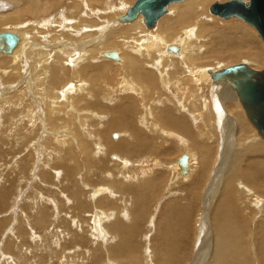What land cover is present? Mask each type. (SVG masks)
<instances>
[{
	"label": "bare ground",
	"instance_id": "6f19581e",
	"mask_svg": "<svg viewBox=\"0 0 264 264\" xmlns=\"http://www.w3.org/2000/svg\"><path fill=\"white\" fill-rule=\"evenodd\" d=\"M66 1H68V0H0V10H3V13L1 12V14H0V28L2 26H5V27L7 26L8 28L12 27L13 29L20 28L18 26H15V23L17 24V22L20 21V19L22 20L25 18H32L35 20L34 23H31L30 25H28L27 29L25 31H23V34L25 32H28L30 35L24 36L23 34H19L21 32V31H19L20 29L19 30L17 29L18 30L17 32H19V33H17L15 31H12L11 30L12 28L10 30H7L8 32L0 33V52H2L3 56H4V57H0V69H1V72H3V74H5L6 76H10V75L18 76L20 74L19 70L22 69V67L24 66V69L27 68V70L29 71V74L27 71L26 72L27 74H25V76L32 79V81L34 83V87H36L37 85H40V84L42 85L44 83L48 84V86L51 87L52 85L55 84V81L57 80V78L59 77V75L61 73V72H56V69H58L59 67L71 68V70H70L71 72L69 74H70V78L74 82V85L75 84L77 85V87L75 86L76 90H73L74 88L72 86H70V87H68V89H66L68 94H66L65 92L62 93V97H60V95L58 93H53L52 94L53 100H50L48 98V96H49L48 92L49 91L44 92L45 94H47V96H45L44 98H42L41 93L37 97H33V98L29 95L31 98L27 99V102L25 103L24 106H23V104L22 105L20 104L19 106L14 107V109H16V110L21 109V114H19V115L24 116V117L18 116L17 119L12 121V125H11L12 128H10V129H12V131L10 132V134L8 136V139H9L8 141L11 144L12 138L10 135L19 134L18 129L21 130V125L24 123H30L29 125H31V127L35 130H37V128H40L42 130V134L45 133V131L49 133V132H52L53 130L61 128V130H60L61 134L59 133L60 136L56 135L58 132L55 134L56 136L50 135L49 138L45 137L46 135L45 136L43 135L45 138L40 136V140L42 142L46 141V142H51L49 144H56V147L54 145H51V147L54 146L53 148L56 149V151H53V153L48 152L49 151V148H48L49 144L47 145V143H45L46 146L43 143L42 148L40 147V150H43L42 153L44 152V156L41 158L42 159L41 166L43 167V166H48L51 163L53 164V162H55V157H58V162H60L63 166L66 167L64 172H63V177H65L66 179L67 178L70 179V178H72V176L76 177V175L78 174L77 171L80 170V164L78 162L79 160H76L74 158V156H76L77 158H79V156H80L79 153L78 154L76 153V151H77L76 146L78 147V149L80 151H88L89 137H88L87 133H93L94 134V136L92 138L90 158H89V161L85 162V165H84L86 168H89V177H91L90 173H92V179L97 175V176H101L104 180V175H105L106 171L110 170L113 174L116 173V176L120 175L119 177H122L123 180H126L127 176L124 177L123 174H121L118 170V168L121 164L119 165L115 156H113L115 159H112L114 162L110 163L108 161L109 156L116 155L117 157L128 158L134 162L137 158L148 157V156L152 155V153H154V155H155V152L158 151L157 146H155L151 137H154V140H158L157 138H159L160 142H161V140L166 139V137H163V135L171 136V134H173V133L174 134L179 133L183 136H186L187 138L189 137V138L194 139V137L192 136L194 134V132H193L189 122L187 121V119L181 115V111H183V112L188 111L189 113H191V117L193 118L192 120L194 123H197V124H200V122H204L205 124L210 123L211 124L210 127L212 128L213 127L212 122L214 119V118H212V114L214 112L213 113L211 112V108H212V107H210L211 105L210 106L208 105L207 110H205L204 109L205 108V100L203 99V96L199 95V96L194 97L195 96L194 92H196V89L200 88L201 82H202L201 85H203V81L205 82V79H206V75H204V73H207V70L205 68H203V69H199V68L203 67L202 65H206L208 63V60L213 58V57H216L217 59H219V61L221 59V60L228 62V63H232V62L234 63L236 61L238 62V60L242 56V54L240 53L242 51H240L237 54L233 53V52H232V54H229L228 52L222 51L225 47L221 49V47L219 46L222 44V40L225 37L227 38L226 35H228L230 37H232V36L233 37H235V36L240 37L239 39L242 40V42H243L242 44H244V46L246 45V48H247V49H242L240 47L243 51L244 50L250 51V48H249L250 45H254V46H256L257 44L261 45V43H260L261 41L259 42V39H258L259 35L255 33L256 37L258 35L257 39L255 36H252L250 33V30L247 28L248 25L246 27L245 24L241 25V23H238V22H232V23L225 22V24L220 26L221 28L220 27L218 28L216 26H212L211 23L208 22V20H210V18H209L210 14L208 13L207 9H208L209 5L215 0H184L181 2L171 3L165 8L164 15L162 17H160L153 24V25H155V33H154L155 35L153 34L151 36L149 35L146 37V39H148V42L144 41V47H141L137 51V54H139L138 57H136L133 54H130L128 51V56L126 55V57L123 53L118 52L119 53V57L117 54L118 59H109V58L104 59L105 57H103V54H102V52L104 50H101L100 52H98L99 50H97L98 49L97 46L99 44H97V45L95 44L96 46L87 49V47L90 44L89 45L86 44V43H88V41L86 39L89 35H91V33L89 31L90 29H88V27L93 26L97 22L100 23L101 18L103 16L107 17L106 19L109 22V19H111V17H113V16L115 17L116 15H118L119 13L122 12V11H120V8H122L123 6L120 5L118 8L112 9L113 12L112 13L108 12L109 14H107L105 16V13L107 12V11L105 12V10L108 7L107 2H104L105 0H70V1H68V3H66ZM219 1L224 3V2H227L229 0H219ZM3 2H7V4H9V5L6 6L5 4H3ZM131 2H132L131 0H117V3H125L127 5H130ZM134 3H133V5H134ZM89 5H91V7H89ZM131 8L130 7L128 8V10L126 11V13L124 14L123 17L129 15ZM166 10L168 11L167 14H166ZM209 10H210V7H209ZM215 17H216V15H215ZM215 17L214 16L211 17L212 20ZM128 22L117 23L115 25L117 28L114 27V29L112 31H110L105 36L104 41L102 39L105 48L106 47L107 48L108 47H114L118 42H121L120 39L123 41V39L127 38V37H133L135 40V45L139 44L140 39H142V38L139 39V37H137V36H140V34H142L147 29L143 25V24H146L144 17L142 16V14H140L134 20L128 19ZM101 24H102V22H101ZM103 24H104V22H103ZM121 24H127V25H121ZM34 25L35 26L37 25L38 29H36L37 28L36 27L35 28L36 30L31 32L30 28L33 27ZM117 25L121 26V27L124 26V27L121 28V27H118ZM94 26H96V25H94ZM125 26H127V27H125ZM92 28H95V27H92ZM69 29L71 31L72 30H80V33L77 31L78 35L80 34V36L77 38V42H76L77 44L72 45L73 42L71 44L70 41H69L70 44L68 42H65V41H64L65 43L60 42L61 40H63V39H61L63 37L69 36V39H70V36L73 33V31L69 32L70 31ZM96 30H99V29L96 28ZM102 30L103 29H101L100 31H102ZM45 31H48V32L46 33ZM40 32H43V33H40ZM104 32H107V31L104 30ZM5 33H9V34L13 35L15 38V41H16L15 46L9 52H5L3 50V44H4L3 34H5ZM102 35H104V33ZM33 37H38L39 42L37 43ZM201 37L209 38L210 44L212 46L215 43L218 46L217 47L214 46L213 48L208 49V45H203V48H200V46H202V43L199 42ZM27 38H28V45L26 44ZM137 38H138V40H137ZM88 39H89V37H88ZM118 39H119V41H118ZM143 39H144V37H143ZM236 39H238V38H236ZM84 40H86L87 42ZM98 40H99V38H98ZM173 41H175V43H171ZM177 42H180V44H177ZM131 43H130V45H131ZM120 44H122V43H120ZM124 44H125V42H124ZM131 47H128V48L126 47V48L129 49ZM121 48H122V46H121ZM137 48L138 47L136 45V49ZM173 48L175 50H172ZM21 49H23L24 51H22ZM121 50H123L125 53H127L125 51L126 49H121ZM131 50H132V48H131ZM231 50L233 51V49H231ZM234 50H236V49L234 48ZM123 51H121V52H123ZM244 52H246V51H244ZM171 53L175 54V55H172ZM247 53H249V52L247 51ZM247 53L245 55H247ZM157 55H158V57H157ZM252 55L254 57L255 54H252ZM0 56H1V53H0ZM99 56L103 57L104 60H102V59L98 60ZM248 57H251V55H248ZM256 57L258 58L257 55H256ZM123 58L126 60V63H127V68H125L127 73H125V74L129 73L130 77L132 76V78H130V80L132 82L131 85H133V87H130V88L129 87H123V89L119 90V91H117V89H116L117 92L113 91V93L110 94L109 92H111L112 90H110L109 88H108V90H106V86H105L106 84H104L106 82L105 80L109 76H107L106 79L104 78L105 79V80H103V81H105L104 83L102 81V79H103L102 77H104L103 74H105V72H107L106 69H108V68L105 69V67H107V65H109L107 62L111 63V60L119 62V64L122 65L123 60H124ZM198 58L201 59V64L197 63ZM144 61H147L150 64H147V63L145 64ZM255 61H256V59H255ZM257 61L259 62V60H257ZM209 62L211 64V60H209ZM126 63L124 61L123 65H125ZM150 65H153L155 67V69L158 71V73L161 74V79H162L161 81L159 80L155 71L151 69ZM180 66H181V68H180ZM211 66H212V64H211ZM181 69L183 71H186V73L183 72L184 75L181 78H179V80L181 79L180 84L183 86V88H184V86H189L188 88L190 90L189 89H187V90L192 91V95L193 94L194 95H193V98H191L192 96L191 97L188 96V94H189V92H188L187 96L190 97L188 99V101L187 102L183 101L182 103L181 102L179 103L177 101V99L170 98L166 94L167 91L165 92V90L167 88L170 89L171 85L167 86L168 82H165V81L167 78H169L170 80H173L174 78H178L179 77L178 73H181ZM60 71H61V69H60ZM69 74H66V75H69ZM125 74H124V78L126 77ZM106 75H108V74H106ZM128 76L129 75H127V77ZM66 79H67V77H66ZM66 79H64V80H66ZM125 79H127V78H125ZM221 80H226V81L230 82L231 85L234 87L235 91L237 90V88L233 84V82H231L227 78L221 79ZM28 82L30 83V81L27 79L24 82V86L25 85L28 86L29 85V84H27ZM109 82H107V84H109ZM50 83H54V84H50ZM180 84H178L179 87H180ZM205 89H207V88H205ZM7 90L10 91V89H8V88H7ZM180 90H181V87L179 88V91ZM172 91H170V92H172ZM197 92H196V94H197ZM205 92H201V93H205ZM221 92H222V94H224V93L225 94L223 95L222 99L220 98V101L231 100L230 98L232 96L229 97L230 95L228 94L225 87L221 88ZM236 93H238V92H236ZM70 94H72V95L69 96ZM133 94H138V95H136V96H138V100H140L139 98H141V99L143 98L142 100L143 101L145 100L146 102L141 103V101H140V103H139V101L136 100V97ZM155 94H156V98L158 99L157 101L152 100V99H154ZM232 94H233V92H232ZM19 95H21L22 98H24V99L27 98V96H28V95L26 96L25 92L20 93ZM19 95H16V96H19ZM180 96H181V93H180ZM13 97H15V95ZM15 98L19 99L18 97H15ZM177 98H179V97L177 96ZM235 98H236V96H235ZM16 99H15V101H17ZM5 100H10V102H12V103L14 102V98L12 99L8 96H3L0 98V102H3ZM60 100H63V101L60 102ZM239 100H240V97H239ZM208 101H210V100H208ZM12 103L10 105H12ZM16 103H18V102H16ZM174 103H176V104L173 107ZM217 103H218V101H217ZM240 103H241V101H240ZM220 105L221 104H215V108H217L220 111V113L218 114V117L219 116L222 117L223 116L222 113L224 111L223 108H227L225 105H224V107L221 108ZM141 106L143 107L142 109H141ZM7 120H9V119H7ZM16 120H17V122H16ZM142 120L148 121L147 122L148 127L144 126V129H143L142 124H140V122ZM219 120H221V119L219 118ZM200 125L198 128H200L201 126H204V125H201V126ZM214 128L216 129V127H214ZM214 128L212 131H214ZM225 128H226V126H225ZM225 128H224V132H225ZM200 129H202V127ZM200 129H199V131H200ZM28 130H29V128H28ZM118 131L119 132L124 131L125 133H127L126 134V135H128L127 138L126 139L125 138L119 139V137H118L119 135L115 134V132H118ZM210 131H208V132H210ZM212 131H211V133H213ZM216 131H214V132L216 133ZM25 132L23 131L22 134H25ZM54 132H56V131H54ZM0 133H2V131H0ZM111 134H112V138H111ZM148 134H151V135H148ZM64 135H66V136L68 135L67 138L64 137ZM208 136H210V135H208ZM208 138H206V139H208ZM175 139H176V137H175ZM243 139H244V137H243ZM27 140L28 139H26V141ZM94 140L98 141V146L94 145ZM3 141H4L3 138L0 139L1 144H3ZM165 142L166 141H164V144H165ZM180 142H181V139H180ZM200 142L201 141L199 140V143ZM214 142L216 143L217 141H214ZM157 143H159V142H157ZM24 144H23V146H24ZM204 144H206V143H204ZM161 145H162V143H161ZM186 145H187V143H186ZM186 145H185V147H186ZM188 145H190V144H188ZM197 145H198V143H197ZM240 145H241V143L238 144L239 147H241ZM212 146L214 147V145H212ZM212 146H210V147H212ZM28 148H30V147L28 146ZM34 148L31 147L30 151L32 152V149H34ZM199 148H200L199 150L202 151L203 155H204V153L207 154V152L209 155V153L211 151L210 150L211 148L203 146V145H201V147H199ZM215 148H216V146H215ZM60 150H63L64 155H61L59 153ZM66 150H67L68 157L66 158V161L64 162V156H65ZM163 150H165V149H163ZM163 150H161V152L166 153V150L165 151H163ZM193 150H194V147H193ZM189 151L191 152L192 150H189ZM196 152H197V150H196ZM196 152L194 151V154ZM167 153H169V152H167ZM184 155L187 157L188 169L186 172L182 171L180 166H179V160ZM191 159L192 158H191L189 153L182 154L181 156H179L176 164L173 165L174 172H176L177 174L179 173V176L184 175V174H187L186 177L190 176L191 172L193 173L195 171V168H193V164H192ZM195 159H196V157H195ZM203 159H205V158H203ZM130 160H129V162H130ZM197 161H199V158ZM174 162H173V164H174ZM110 165H113L112 169L109 167ZM200 167H202V166H200ZM76 172H77V174H76ZM217 172L218 173L220 172V170L218 168H217ZM85 173H87V172H85ZM202 173L204 175V176L203 175L202 176L205 177L207 174V171L203 170ZM48 175L50 176V174H48ZM60 175H61V172L58 174V176H60ZM150 175H152V174H150ZM150 175L148 172H142V176H144V177L148 178V177H150ZM41 176H43V178L46 181H48V179H50V178H48L46 171L43 169L40 172V177ZM152 176H154V175H152ZM89 177H86V178L88 179ZM101 177H99V178L101 179ZM130 177L137 179L136 174H134ZM23 178L24 177H20L19 179L22 180ZM55 178H57V177H55ZM163 178H164V176H163ZM181 178H182V176H181ZM58 179H59V177H58ZM74 179H70V180H72L70 182L74 183L73 182ZM95 179H96V177H95ZM100 179H98V180H100ZM81 180L84 181L83 178H81ZM161 180L159 182H161ZM101 181H102V179H101ZM110 181H112V182H110ZM110 181L104 182V184L109 186V189L111 191H118L121 184L114 183V180H110ZM196 181H197V179H196ZM151 182H152V180H147V179L145 180V182L144 181L138 182L134 185V189H133L134 191L130 190V191H126V193L128 195H130V192L134 193V194H131V195H134V201H137V205L142 204L144 202L143 194L146 191H151L150 190L152 188ZM68 183L69 182H67V184ZM75 183L77 184V181ZM201 184L203 185V183H201ZM201 184L197 186V184L195 182L194 186H196V187L193 188L192 192H191V199L194 202L192 204H195V200H197V197H198L197 192L201 191V190H199L202 187ZM13 186L14 185H12L11 187L9 186L10 188H7V189H0V212L2 210L4 211L6 208L8 209L10 207L9 205L11 204V200L16 197V196L12 197L11 189ZM57 186H58V184H57ZM68 186H69V184H68ZM0 187H1V185H0ZM69 188H72V187L69 186ZM106 189H108V187H106ZM109 189L107 191H109ZM122 189H125V188L122 186ZM172 190H173V188H172ZM69 191L67 190L68 193H69ZM120 191H121V189H120ZM190 191H191V189H190ZM70 192H72V191H70ZM68 193H67V195H68ZM17 194H18V192H17ZM86 194L89 195V193H81V192L77 191L76 189H73L72 197L74 200H77L78 203H80V207L83 209L88 208V205L86 203H84V201H83V199H85L84 197L87 196ZM157 195H159V194H157ZM108 196H109V194H108ZM80 198H82V199L80 200ZM153 198H155V197H153ZM158 198H160V197H158ZM123 199H124V197L120 201L115 200V207H116L115 212H116V214H115V220L113 222H115L116 224L117 223H119V224H117L118 228H116L117 226L116 227L114 226L115 227L114 231H111V232H112V234H116L118 232L121 239L126 240L127 236L129 234L133 235L135 230L132 231V229L130 228L132 226L130 225L131 221L129 220V215H128V217H124V215H123L122 211L123 210L127 211V207L124 205ZM101 201H103V198L97 199L95 203L90 204V205L93 207H95V206L96 207H99V206L102 207L103 204L101 203ZM121 202H123L122 204L124 206H122ZM22 204H23L22 209H24L26 211V214L28 215L27 219L24 217L21 218V212H23V210L22 211L20 210V212H19L20 218H19L18 222L16 221V224L14 225V228H13L14 232L10 233L12 235H9V234H8L9 236L7 235L8 239L3 244V248L0 250V260H1L0 264H13V263L14 264H31V263L33 264V262H31V260H33V259L28 257V255L30 253L28 255H26V253H28L30 250L33 251V253L35 254L33 258H38L37 259L38 263H36V264H42V260H41L42 258L39 256L40 253H38V252L41 251L39 248L42 249L43 247H44L43 249L46 252V254H44V255L50 256L53 254V250L50 246L51 243L50 244L48 243V245H45L44 243L49 242L50 235L52 237V234L49 232L51 230V228H50V230H47L46 232H45V230L48 228L47 225L50 223V221H52L51 220V212L49 209H54V208L52 206L46 207L45 204L43 205L42 201L37 200L35 198L28 201L27 203H22ZM108 205H111V204L109 203ZM164 206H166V205H164ZM190 206L193 207V205H190ZM186 207H187V204H186ZM33 208H36V215H33V219H31V221H29L28 219L30 217V210H32ZM173 208H175V207L173 206ZM163 209H164V207H163ZM165 209H167V208H165ZM172 211L167 209V214L169 216V217L167 216L168 218L166 217L167 219H170V217H173L171 215L176 214V211L173 214H172ZM77 212H78V214H81V211L78 208H77ZM255 212L257 213V217H259V218L254 222L255 230L253 232H254V238L257 239L258 241H255L252 239L253 242L251 241L252 243H250V240H251V238H250V234H251L250 223L253 222V221L251 222V219H253V215ZM127 213H129V211ZM142 213H143V211H142V207H141V209L139 211H137V216L138 217L141 216ZM185 213H187V211H185ZM191 214H193V213H191ZM58 216H59V214H58ZM162 216H160V218ZM180 216H176L175 219H173L172 222H174V224H172L171 226H173V225L175 226L176 224L181 223V221H180L181 217ZM117 217L119 218L118 220H123V222L122 221L118 222L116 220ZM163 219L164 218H162V220ZM167 219H164L163 221H165ZM184 220H185V218H184ZM143 221H144V219H143ZM183 222H185V221H183ZM186 222H188V221H186ZM6 223L7 222L5 219L0 221V232L2 231L1 227H3V228L6 227ZM66 223H68V222H66ZM81 223H83V221ZM211 223H212V234L214 235L213 236L211 234V237L213 236L212 240H211L212 246L207 245L206 240H205V237H207V235L205 234L204 238L202 240L201 239L199 240L200 241V252L198 253V255L196 257L194 264H233V262H235L237 259H240V258L243 260L244 264H250L252 261L254 262L255 258L259 262L258 264H264V144L262 141H258L256 143H254L253 145H251V144L250 145H243L238 151H234V153H232L231 161L228 164L227 178H225V188L222 191V194L217 199L215 207L212 208ZM26 224L30 225L31 228L28 227L26 229ZM110 224H112V223H110ZM162 224H164V223H162ZM162 224H161V226H162ZM247 224H248V227L250 228L249 230H247ZM76 225H77V223H76ZM157 225H158V223H157ZM181 226H184V225H181ZM194 226H195V224H194ZM53 227H54V225H53ZM67 227H68V225H67ZM169 227H170V225H169ZM30 229L40 230L41 235L44 234V236H45L44 243L42 241L40 242L41 238L39 239V237H37L36 235L31 236L32 230H30ZM68 230H69V228H68ZM71 230H72V228H71ZM73 230H75V229H73ZM172 230H169V233L167 232V234H165V235H168V238H169V236H172V237L170 238L171 241H164L165 242L164 245H163V243H160V241H157L156 245H158V244L159 245H158V247L155 246V247H157L155 249L153 247L154 245L149 243L150 244L149 247L151 249H149V253H148V256H146V258H148L149 255L154 254L153 261L156 264H178L177 259H180V262L182 264V262H183L182 257H179L180 254H178V252H175V249L179 248V242L177 241V239H179L178 237L180 236V234L176 233L174 228ZM181 230H183V229L181 228ZM28 231L31 234H29ZM161 231H163L162 228H161ZM88 232H86V233H88ZM143 232H144V230H143ZM163 232H165V231H163ZM157 235H158V233H157ZM160 236H161V234H160ZM157 237L158 236H156L155 238H157ZM110 238H112V237H110ZM163 238H164V236L162 237V241L164 240ZM28 240H29V243H28ZM149 241H151V239ZM134 242H136V240ZM134 242H132V243H134ZM153 242L154 241L152 240V243ZM132 243H130V242L126 243L124 246V250L126 251L127 255L122 253L121 250L117 251V248L114 247L110 250L111 256L115 257L116 254H118L117 261L121 264H142L141 262H143L145 258L143 259L142 255H140L138 253L140 251L136 250L138 248V246L135 250L132 248V246H131ZM139 244H141V243L139 242ZM197 244H198V241H197ZM34 245L38 246L39 248L35 247ZM61 246H63V244ZM58 247H60V246H58ZM61 251L62 250H60V252ZM3 255L5 257H7L9 259V261H7V258L1 259V256H3ZM59 255L60 254H58V256ZM183 256H184V254H183ZM94 257H96V256H94ZM76 258H79V257H76ZM154 259L157 260L158 263ZM63 260H64L63 262L66 261L65 258H63ZM65 263H67V262H65ZM98 264H101V263H98Z\"/></svg>",
	"mask_w": 264,
	"mask_h": 264
},
{
	"label": "rangeland",
	"instance_id": "374dc122",
	"mask_svg": "<svg viewBox=\"0 0 264 264\" xmlns=\"http://www.w3.org/2000/svg\"><path fill=\"white\" fill-rule=\"evenodd\" d=\"M68 1H70V0H68ZM68 1H66V3H68ZM131 1L132 2L130 3V5H127L125 3H117V0H105L104 1V2H107V6H108L106 8V10H105V12L107 11L105 13V16L107 14H109L108 12L112 13L113 12L112 9L118 8L120 5L123 6L122 8H120V11H122V12L119 13L118 15H116L115 17L114 16L111 17V19H109V22L106 19L107 17L103 16L101 18L100 23L97 22L96 24H94L96 26L93 25V26L88 27V29H90L89 31H90L91 35L88 36L89 39H88V37L86 39L88 41V43H86V44H88V45L90 44L87 47V49L91 48V47H94L97 44H99L97 46V48H98L97 50H99L98 52H100L101 50H104L102 52L103 57H105L104 59L109 58V57H106L104 53H108V52H112V51L117 52L118 57H119V53H123L125 55V57H126V55L128 56V51H129L130 54H133L136 57L139 56V54H137V51L141 47H144V41L148 42V39H146V37L149 36V35L151 36V35H153L155 33V25L148 26L147 24H143L148 30L146 29L142 34H140V36H137V37H139V39L142 38V39H140L139 44H136L137 47H138L137 49H136L135 40H134L133 37H127L128 39L124 38L123 41L119 38L121 42H118L114 47H108V48L106 47L105 48L104 44H103L105 36L110 31H112L114 29V27H116L115 25L117 23H126V22H128V19H124V20H121V19H123L125 17H128V16H125V17H123V16L126 13V11L128 10V8L129 7L131 8L133 6V3L136 0H134V1L131 0ZM243 1L248 3V0H243ZM215 2H219L220 3L221 1L215 0L211 4H213ZM3 4H5L6 6L9 5V4H7V2H3ZM210 5H209V7H210ZM89 7H91V5H89ZM209 7L207 9L208 13L210 14V17H209L210 20H208V22H210L212 26H216V27L219 28L220 26L225 24V22H227V23L238 22V23H241V25L245 24L246 27L248 25L247 28L250 30L251 35L256 37V34H257L256 30L252 26H250L249 24L245 23V21H242L241 19H239L237 17H232V18H229V19H221V18H219L217 16L215 17V15L210 13ZM1 12L3 13V10H0V14H1ZM167 13H168V11L166 10V14ZM213 16L215 18H213V20H212L211 17H213ZM34 21L35 20L32 19V18H25V19H22V20L20 19V21H18L17 24L15 23V26H18L20 28L13 29L12 27L8 28L7 26L6 27L2 26L0 28V33L8 32L7 30H10L12 28L11 30L15 31V32H17L20 29L19 31H21L22 33L21 32L20 33L17 32V33L23 34V31H25L27 29L28 25H30L31 23H34ZM101 22H102V24H101ZM103 22H104V24H103ZM121 25H127V24H121ZM36 27H37V25L36 26L34 25L33 27H31L32 28V29L30 28L31 32H33L34 30L38 29V27L37 28ZM92 27H95V28H92ZM118 27H121V26H118ZM122 27H124V26H122ZM125 27H127V26H125ZM96 28H98L99 30H96ZM101 29H103V30L100 31ZM104 30L107 31V32H104ZM72 31H73V33L71 34L70 39H69V36L63 37V38H61L63 40H61L60 42H64L65 41V42H68L69 44H70V42H71V44L73 42L72 45L77 44L76 43L77 42V38L80 36V34L78 35V32L80 33V30H72ZM72 31L70 30L69 32H72ZM45 32L47 33L48 31H45ZM146 32L147 33L149 32V33L147 34ZM40 33H43V32H40ZM103 33H104V35H102ZM23 35L25 36V35H30V34L28 32H25ZM101 36L102 37L104 36V37L102 38ZM226 36H227V38L226 37L225 38L227 40L224 38L223 39L224 41L222 40V44L219 45L221 47V49L225 47L222 51L223 52H228L229 54H232V52L237 54L240 51H242V52H240L242 54L241 58L238 60V62L236 61L234 63L233 62L232 63H228V62H225V61H223L221 59L219 61V59H217L216 57H213V58L209 59V60H211L212 66H211V64H210V62L208 60V63L206 65H202L203 67L199 68V69L205 68L207 70V73H204V75H206L205 82L203 81V85H201L202 84V82H201L200 88L196 89V92L198 91L197 94H196V92H194L195 93L194 97L199 96V95L203 96V99L205 100V108H204L205 110H207L208 105L209 106L211 105L210 106V107H212L211 108V112L212 113L214 112L213 114L211 113L212 114V118H214L213 122H212V126L213 127L212 128L210 127V125H211L210 123L209 124H205L204 122H200V124L202 123L201 125H204V126H201L200 124L194 123L193 120H192L193 118L191 117V113H189L188 111L187 112L181 111V115L184 118L187 119V121L189 122V124H190V126H191V128H192V130L194 132V134L192 135L194 137V139L189 138V137L187 138L186 136H183V135H181L179 133L178 134L177 133H175V134L173 133V134H171V136L163 135V137H166V139L165 140H161V142H160L159 138H157L158 140H154V137H151V139L154 142L155 146H157V150H158V151H156L157 153L155 152V155H154V153H152V155H150L148 157L137 158L134 162L131 161L128 158H121V157H117L116 155L109 156L108 161L110 163L114 162L112 159H115L113 157V156H115L116 159H117V162L119 163V165L121 164L119 166L118 170H119V172L121 174H123L124 177L127 176L126 180H123L122 177H119L120 175L116 176V173L113 174L110 170L106 171V173L104 175V180H103V178L101 176H97V175L95 176L96 179H95V177L92 179V173H90L91 177H89V168H86L84 165H85V162H88L89 158H90V151H91V146H92V138L94 136L93 133H87V135L89 137L88 151H80L78 149V147L76 146V150H77L76 153L77 154L79 153L80 156L78 155L79 158L74 156V158L76 160H79L78 162L80 164V170L77 171L78 174L76 172V174H77L76 177L77 178L75 176L74 177L72 176V178H70V179H74L75 178L74 181H73L74 183H71L70 181H72V180H70L69 178L66 179L65 177H63V172H64L66 167L63 166L60 162H58V157H55V162H53V164L51 163L48 166H43V167L41 166V163H42V159L41 158L44 156V152L42 153L43 150H40V147L42 148L43 143L44 144L47 143V145H48L51 142H46V141L42 142L40 140V136L43 137V138H45V137L49 138L50 135H52V136L59 135L60 136L61 128L53 130L52 132H49V133L45 131V133L42 134V130L40 128H37V130H35V129H33L31 127V125H29L30 123H24V124L21 125V130L18 129L19 130L18 131L19 134L10 135L11 138H12L11 144H10L9 141H8L9 140L8 136H9L10 132L12 131V129H10V128H12L11 127L12 121L17 119L18 116H21V115H19V114H21V109H17L16 110V109H14V107L19 106L20 104L21 105L23 104V106H24L25 103L27 102L28 98L37 97L40 93L42 95V98H44L45 96H47V94L44 93L45 91H49L48 92V95H49L48 98L50 100H53L52 99V96H53L52 94L53 93H58L60 95V97H62V93L65 92L66 94H68L67 90H66V89H68V87L72 86L74 88L73 90H76L77 85L76 84L74 85L73 80L70 78V74L69 73L71 72L70 71L71 68L59 67L58 69H56V72H61V73H60L59 77L57 78V80L55 81V84L54 83H50V84H54L51 87H49L48 84H46V83H44L42 85L40 84V85H37V86L35 85L36 87H34V83H33L32 79H30L29 77L25 76V74H27L26 72L28 70H27V68L24 69V66L22 67V69L19 70L20 74L18 76H14V75L6 76L5 74H3V72H1V69H0V92H1L0 93V95H1L0 98L3 97V96H8V97H10L12 99L14 98V102L13 103L10 102V100H5L3 102H0V131H2V133H0V139H2V138L4 139L3 144L0 143V185H1L0 189H7V188H10L12 185H14L12 187V189H11V193H12V197L16 196L14 199L11 200V204L9 205L10 207L8 209L6 208L4 211L2 210L0 212V221L5 219L6 222H7L6 223V227H4V228L1 227L2 231L0 232V244H1L0 245V250L3 248V244L8 239V236L12 235L10 233L14 232V229H13L14 225L16 224V221L18 222V220L20 218V214H19L20 210L21 211L23 210V212H21V218L24 217V218L27 219L28 215L26 214V211L24 209H22V205H23L22 203H27L28 201H30V200L35 198L37 200L42 201L43 205L45 204L46 207H51L52 206L54 208V209H49L50 212H51V220L52 221H50V223L47 225L48 228L45 230V232H46L47 230H50V228H51V230L49 232L52 234V237L50 235L49 242L44 243L45 236H44L43 233H42L43 235H41L40 230H38V229H30V230H32V232H31L32 234L28 231V233L31 234V236H35L36 235L37 237H39V239L41 238L40 242L42 241L45 245H48V243L49 244L51 243L50 246H51V248L53 250V254L50 255V256L44 255V254H46L45 250L43 249L44 247L41 249L38 246L34 245L35 247H38L42 251V252L41 251L38 252V253H40L39 256L42 258L41 259L42 260V264H98V263H101V264H121V263H119L117 261L118 254H116L115 257H112L111 254H110V250L112 248L116 247L117 251L121 250L122 253L127 255L126 251L124 250L125 244L129 243V242L132 243L135 240H136V242L132 243L131 246H132V248L134 250L138 246V248L136 250L140 251L138 253L140 255H142L143 259L145 258L144 261L141 262V263L142 264H156L153 261L154 254H151V255H149L148 258H146V256H148L149 249H151L149 246H150V244H152V245H154L153 247L156 249L158 247V245H159V244L156 245L157 241H160V243H163V245L165 243L164 241H171L170 238L172 236H169V238H168V235H165V234H167V232L169 233V230H172L173 228L175 229L176 233L180 234V236L178 237L179 239H177V241L179 242V248H176L175 252H178V254H180L179 257H182V259H183L182 264H194V262L196 260V257L198 255V253L200 252V241L199 240L200 239L202 240L204 238L205 234L207 235V237H205L207 245L208 246H212L211 240H212V237L214 236L212 234V223H211V220H212V208L215 207L217 199L222 194V191L225 188V178H227V169H228V164L231 161L232 153H234V151H238L243 145H250V144L253 145L254 143H256L258 141H262L263 144H264V140L260 137V135L258 134L256 129L251 125V123L249 122L247 116L245 115V112H244V110L242 108V105L240 103V100H239V95H238V93H236L237 90L235 91L234 87L231 85L230 82H228L226 80H218L219 79L218 76L213 77V76H215L214 74L221 72L225 67L233 66V65H236V64H242V63L247 64L248 66H250L251 68H253L255 70L264 69V45H263L260 37H258V35H257V37L259 39V42L261 41L260 42L261 45L260 44H257L256 46L250 45V47H249L250 51L249 50H244V51H246V52H244L242 49H247V48H246V45L244 46V44H242L243 42H242V40L239 39L240 37L235 36L236 38H238V39H236L233 36L232 37H230L228 35H226ZM143 37H144V39H143ZM257 37H256V39H257ZM33 38H34V40L37 43L39 42L38 37H33ZM98 38H99V40H98ZM102 39H103V41H102ZM119 39H118V41H119ZM86 40H84V41H86ZM137 40H138V38H137ZM209 40L210 39L207 38V37H201L199 42L202 43V46H200V48H203V45H208V49L209 48L211 49L214 46H216V47L218 46V45H216V43L213 44V46H212L210 44ZM26 41H27L26 44L28 45V38L26 39ZM124 42H125V44H124ZM129 42L130 43L132 42L131 45H130ZM120 43H122V44H120ZM171 43H175V41H173ZM177 44H180V42H177ZM121 46H122V48H121ZM126 47L127 48L131 47L133 51L131 50V48L127 49ZM233 47L236 50H234ZM121 49H126L125 51L127 53H125ZM231 49H233V51ZM21 50L24 51L23 49H21ZM121 51H123V52H121ZM247 51L249 53H247ZM0 53H1L0 57H4L3 53L2 52H0ZM246 53H247V55H245ZM251 53L255 54L254 57H253V55ZM172 55H175V54H172ZM248 55H251V57H248ZM256 55L258 56L259 59L256 57ZM103 57L99 56L98 60H101V59L104 60ZM157 57H158V55H157ZM254 58L256 59V61H255ZM109 59H118V58H109ZM257 60H259V62ZM124 61L126 63V60L124 59L122 65H120L119 62H116L114 60H111V63L107 62L109 65H107V67H105V69L108 68V69H106V71L108 73L105 72V74H103L104 77H102L103 78L102 81L105 80L107 76L110 77V78L108 77L105 80L106 82L103 81V83L105 82L104 84H106L105 85L106 86V90H108V88L110 90H112L111 92H109L110 94H112L113 91L117 92L119 90H122L123 87H129V88L133 87V85H131L132 82L130 80V78H132V76L130 77L129 73L125 74V73H127V71L125 69V68H127V63L125 64L126 66L123 65ZM144 63L145 64L146 63L150 64L147 61H144ZM197 63L201 64V59L200 58L197 59ZM150 67H151L152 70L155 71L156 75L158 76L159 80L161 81L162 80L161 79V74L158 73V71L155 69V67L153 65H150ZM180 68H181V66H180ZM60 69H61V71H60ZM183 72L186 73V71H183L181 69V73H178V76H179L178 78H174L173 80H170L169 78H167L168 80L166 79V81H165V82H168L167 86L171 85L170 89L167 88L165 90V92L167 91L166 94L170 98L177 99V101L179 103L180 102L182 103L183 101L187 102L188 99L191 96H192L191 98H193V95H194V94L192 95V91H189L190 90L188 88L189 86H184V88H183V86L180 84L181 79L179 80V78H181L184 75ZM28 74H29V71H28ZM66 74H69V75H66ZM106 74H108V75H106ZM124 74L126 76L125 78H127V79L124 78ZM127 75H129V76L127 77ZM66 77H67V79H66ZM27 79L30 81V83L28 82L27 84H29V85L28 86H26V85L24 86V82ZM64 79H66V80H64ZM107 82H109V84H107ZM178 84H180V87H181L180 91H179L180 87H179ZM222 87H225V89L227 90L228 94L230 95L229 97L232 96L230 98L231 100H229V101H225V100L220 101V98L222 99L223 95L225 94V93L222 94V92H221V88ZM7 88L10 89V91L7 90ZM205 88H207V89H205ZM116 89H117V91H116ZM187 89H189V90H187ZM170 91H172V92H170ZM231 91L233 92L234 95L232 94ZM23 92H25L26 96L28 95L27 98H25V99L22 98L21 95H19L20 93H23ZM188 92H189V94H188ZM201 92H205V93H201ZM180 93H181V96H180ZM187 94L190 97H188ZM14 95H15V97H18L19 99H16L15 97H13ZM16 95H19V96H16ZM71 95L72 94H70L69 96H71ZM133 95L136 97V100L139 101V103H140V101H141V103L142 102L143 103L146 102L145 100L144 101L142 100L143 98L142 99L139 98L140 100H138V96H136L138 94H133ZM177 96L179 98H177ZM235 96H236V98H235ZM15 99L17 101H15ZM152 100L153 101H157L158 100L156 98V94L154 96V99H152ZM208 100H210V101H208ZM216 100L218 101V103H217ZM61 101H63V100H60V102ZM16 102H18V103H16ZM11 103H12V105H10ZM175 104L176 103L173 104V107H174ZM215 104H221L220 105L221 108L224 107V105L227 107V108H223L224 111L222 113V115H223L222 117L221 116L218 117V114L220 113V111L217 108H215ZM142 108L143 107L141 106V109ZM21 117H24V116H21ZM219 118L221 120H219ZM7 119H9V120H7ZM16 122H17V120H16ZM147 122H148L147 120H142L140 122V124H142L143 129H144V126L148 125ZM199 125L202 127V129H200L201 127L198 128ZM225 126H226V128H225ZM214 127H216V129ZM28 128H29V130H28ZM213 128H214V131L217 130L216 131L217 134L214 131H212ZM224 128H225V132H224ZM199 129H200V131H199ZM205 130L206 131L207 130L208 131L211 130L213 133H211V131L210 132H208V131L206 132ZM23 131L24 132L26 131L25 134H22ZM54 131H56V132H54ZM123 132L124 131H122V132L118 131V132H115V134L119 135L118 136L119 139L120 138H125L126 139L128 135H126L127 133H125V132L123 133ZM207 134L210 135V136H208ZM43 135L44 136L46 135V136L44 137ZM148 135H151V134H148ZM67 136L64 135V137H66V138H67ZM175 137H176V139L178 141L175 139ZM243 137H244V139H243ZM111 138H112V134H111ZM206 138H208V139H206ZM26 139H28V140L26 141ZM180 139H181V142H180ZM199 140L201 141L200 143H199ZM209 140L210 141L212 140V141L210 142ZM164 141H166L165 144H164ZM214 141H217V142L215 143ZM157 142H159L160 144L157 143ZM161 143H162V145H161ZM186 143H187V145H186ZM197 143H198V145H197ZM204 143H206L207 145L204 144ZM240 143H241V145H240L241 147L238 146V144H240ZM23 144H24V146H23ZM188 144H190V145H188ZM51 145H54L56 147V144H49L48 145V148H49L48 152L53 153V151H56V149L53 148L54 146L51 147ZM94 145L98 146V141L94 140ZM185 145H186V147H185ZM201 145L211 148L210 149L211 151H210L209 155H208V152H207V154L204 153L205 156L202 154V151L199 150L200 149L199 147H201ZM212 145H214V147ZM28 146L30 148L31 147L32 148L35 147V148L32 149V152H31L30 148H28ZM45 146H46V144H45ZM210 146H212L213 148L210 147ZM215 146H216V148H215ZM193 147H194V150H193ZM162 148L166 150V153L165 152H163V153L161 152V150H163ZM165 150H163V151H165ZM189 150H192V151L190 152ZM196 150H197V152H196ZM60 151H59V153L61 155H64L63 154V150H60ZM194 151L196 152L195 153L196 155L194 154ZM167 152H169V153H167ZM187 153H189L191 158H192L191 160H192L193 168H195V171L193 170L194 172L193 173L191 172L190 176H187V177H186L187 174L181 175L182 176V178H181V176H179V173L177 174L176 172H174L173 165L176 164L177 159L179 158V156H181L182 154H187ZM67 157H68V154H67V150H66L65 156H64V162L66 161ZM195 157H196V159H195ZM198 158H199V161H197ZM203 158H205V159H203ZM129 160H130L131 163L129 162ZM173 162H174V164H173ZM200 166H202V167H200ZM109 167L112 169L113 165H110ZM217 168L220 170L219 173L217 172ZM42 169L46 171L48 178H50V179H48V181H46L43 178V176L40 177V172H41ZM203 170L207 171V174H206L205 177H203L204 176L203 173H202ZM60 172H61L62 176L61 175L58 176V174ZM85 172H87L88 174L85 173ZM142 172H148L149 175L152 174L154 176L150 175V177L147 178V177L142 176ZM48 174H50V176ZM134 174L137 175V179H134V178L130 177V176H132ZM85 176L89 177V178L87 179ZM163 176H164V178H163ZM20 177H24V178L22 180H20L19 179ZM55 177H57V178H55ZM58 177H59V179H58ZM99 177H101L102 181H101V179ZM81 178H83L84 181L81 180ZM97 178L100 179V180H98ZM146 179L147 180H152V182H151L152 186L150 185L152 187L150 189L151 191H146L143 194L144 202L142 204L137 205V201H134V195H131V194H134V193L130 192V195H128L126 193V191H130V190L134 191L133 190L134 189V185L136 183H138V182H141V181L145 182ZM196 179H197V181H196ZM110 180H114V183H116V184L117 183L121 184V186L119 187V190L117 189L118 191H111L109 189V186L104 184V182H108ZM160 180H161L162 183L159 182ZM66 181L69 182L68 184L72 188H69V186H68ZM76 181H77V184L75 183ZM110 182H112V181H110ZM195 182H196L197 186L200 185L201 183H203V185L201 184L202 185V187H201L202 189L201 188L199 189L201 191L197 192V195H198L199 198L197 197V200H195V204H192L194 202L191 199V192H192V189L196 187V186H194ZM57 184H58V186H57ZM105 186L108 187L109 191H107L108 189H106ZM122 186L125 189H122ZM172 188H173V190H172ZM73 189H76L77 191H79L81 193H89V195L86 194L87 196H85L84 197L85 199H83L84 203H86L88 205L87 209L81 208L80 207V203H78L77 200L73 199V197H72ZM120 189H121V191H120ZM190 189H191V191H190ZM67 190L68 191L70 190L72 192L69 191V193H68ZM17 192H18V194H17ZM67 193H68V195H67ZM108 194H109V196H108ZM157 194H159V195H157ZM123 197H124V199H123L124 200V205L127 207V211L126 210L122 211L123 215H124V217H128V215H129V220L131 221L130 225L132 226L130 228L132 229V231L135 230L133 235L129 234L127 236V239H126L127 241L126 240H122L118 232L116 234H112V232H111V231H114V228L117 226V224H119V223L116 224L115 222H113L115 220V214H116V212H115V210H116L115 200L120 201ZM153 197H155V198H153ZM158 197H160V198H158ZM99 198H103V201H101V203L103 204L102 207H100V206L99 207H96V206L93 207V206L90 205V204L95 203L96 200L99 199ZM81 199L82 198H80V200ZM109 203L111 205H108ZM122 203L123 202H121V204ZM186 204H187V207H186ZM124 205L122 204V206H124ZM164 205H166V206H164ZM190 205H193V207L190 206ZM133 206L134 207L136 206V207L134 208ZM173 206L175 208H173ZM141 207H142L143 213L141 214V216L138 217L137 216V211H139L141 209ZM163 207H164V209L167 208V209H169L171 211L173 210L172 214L175 213V211H176V214L175 215H171L173 217H170V219H167L169 217L168 214H167V209L164 210ZM77 208L81 211V214H78ZM184 210L187 211V213H185ZM128 211H129V213H127ZM157 213L160 216H162V215L163 216L160 218V216ZM191 213H193V214H191ZM58 214H59V216H58ZM33 215H36V208H33L32 210H30V217L28 219L29 221H31V219H33ZM176 216H180L181 217L180 218V221H181L180 224L184 225V226H181L180 224H176L175 226L174 225L171 226L172 224H174V222H172V221H173V219H175ZM156 217L157 218L159 217L160 219L159 218L157 219ZM183 217L185 218V220H184ZM162 218L167 219V220L163 221L164 219L162 220ZM258 218L259 217H257V213L255 212L254 215H253V219H251V222L252 221L253 222L250 223V225H251V234H250L251 240H250V243H252L253 240L258 241L257 239L254 238V232H253L255 230L254 222ZM118 219L119 218L117 217L116 220L118 222L119 221L123 222V220H118ZM143 219H144L145 222L143 221ZM159 220L161 222L163 221L162 223H164V224H162ZM182 220L185 221V222H183ZM80 221L81 222L83 221V223H81ZM186 221H188V222H186ZM66 222H68V223H66ZM76 223H77V225H76ZM110 223H112V224H110ZM157 223H158V225H157ZM161 224H162V226H161ZM194 224H195V226H194ZM27 225L28 224H26V229L28 227L31 228L30 225H28V226ZM53 225H54V227H53ZM67 225H68V227H67ZM169 225H170V227H169ZM68 228H69V230H68ZM71 228H72V230L73 229H75V230L72 231ZM116 228H118V226ZM161 228L165 232L161 231ZM181 228L183 230H181ZM142 229L144 230V232H143ZM249 229L250 228L248 227V224H247V230H249ZM86 232H88V233H86ZM157 233H158V235H157ZM160 234H161V236H160ZM211 234L213 235L212 237H211ZM156 236H158V237L155 238ZM163 236H164V238H163L164 240L162 241V237ZM110 237H112V238H110ZM150 239H151V241H149ZM152 240L154 241L153 242L154 244L152 243ZM197 241H198V244H197ZM139 242L141 244H139ZM28 243H29V240H28ZM62 244H63V246H61ZM58 246H60V247H58ZM155 246H157V247H155ZM60 250H62V251L60 252ZM30 251L28 253H26V255H28L30 253L28 255V257L33 259V260H31V262H33V264L34 263L35 264L38 263V261H37L38 258H33L35 254L33 253V251H31V252ZM58 254H60V255L58 256ZM183 254H184V256H183ZM94 256H96V257H94ZM76 257H79V258H76ZM6 258L7 257H5L4 255L1 256V259H6ZM63 258H65V260H66L65 262H67V263L63 262L64 261ZM177 260H178L177 263L181 264L180 259H177ZM7 261H9L8 258H7ZM155 261L158 263L157 260H155ZM0 262H1V260H0ZM254 262L252 261L250 264H258L259 263L256 260V258L254 259ZM233 264H244V263H243V260L240 258V259H237L235 262H233Z\"/></svg>",
	"mask_w": 264,
	"mask_h": 264
},
{
	"label": "water",
	"instance_id": "95a60500",
	"mask_svg": "<svg viewBox=\"0 0 264 264\" xmlns=\"http://www.w3.org/2000/svg\"><path fill=\"white\" fill-rule=\"evenodd\" d=\"M181 1L184 0H136L128 17L121 20H134L142 14L146 24L153 26L164 15L165 8L169 4ZM210 12L222 19L237 17L245 21L256 30L264 45V0H249L248 3L243 0L215 2L210 6ZM3 40L5 52L13 49L16 43L13 35L5 33ZM105 56L117 58V53L112 51L105 53ZM214 75L213 77H219L218 80L227 78L233 82L249 122L264 140V69L255 70L242 63L226 67ZM179 166L182 171H187V157L185 155L180 158Z\"/></svg>",
	"mask_w": 264,
	"mask_h": 264
}]
</instances>
